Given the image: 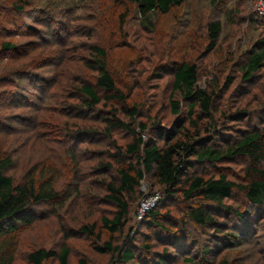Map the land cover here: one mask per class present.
I'll return each mask as SVG.
<instances>
[{
    "label": "rangeland",
    "instance_id": "374dc122",
    "mask_svg": "<svg viewBox=\"0 0 264 264\" xmlns=\"http://www.w3.org/2000/svg\"><path fill=\"white\" fill-rule=\"evenodd\" d=\"M258 9L256 0H221L215 6L204 0H190L167 16H154L148 24L140 20L136 6L126 2L0 0V46L9 42L15 47L13 51L0 50V73L28 72L22 91L0 86V94L10 92L0 99V105L8 106L0 108V116L11 121L7 133L16 135H1L0 139L23 145L17 151L25 147V157L43 155L48 169L68 176L57 186L58 200L41 205L31 226L18 235L11 264H29L30 252L39 248L57 251L62 245L69 248L67 264H79L81 259L87 264H110V255L95 252L81 231L83 226H94L95 233L100 232V217L111 218L116 211L105 197L108 173L92 175L96 163L111 160L105 159L109 142L95 146L96 139L91 145L88 140L77 139L73 121L66 116L67 104L64 109L60 106L83 82L93 85L95 73L83 68L91 49H106L117 84L136 88L134 98L124 106L109 103L98 107L97 118L89 124L91 129L96 123L102 128L100 118H109L107 112L116 107L120 120L136 132L139 125L146 126L143 133L140 131L143 143L163 146L174 135L173 142L193 137L204 140L206 146L219 148L245 132L264 129V61L251 79L244 80L242 74L251 53L264 50V17ZM215 21L220 23L221 33L210 51L206 26ZM174 61L197 66L199 88L211 91L214 84L218 85L212 116L201 114L196 107L195 126L190 123L187 104L172 88L169 63ZM171 102L179 104L177 115L172 112ZM131 106L138 107L133 119L123 111ZM113 139L121 148L133 142L120 130L113 133ZM102 155L99 161L94 159ZM188 161L192 164L189 175H224L236 184H244L243 169L249 164L243 158L214 164H198L193 158ZM71 162L85 165L79 181L72 179ZM133 164L139 169L135 159ZM261 169L264 171V164ZM14 174L21 176L20 165ZM155 196L158 199L151 200ZM126 197L131 212L115 242L134 252L135 259L129 264H264V205L248 204L237 190L223 203L240 214L248 212L246 223L209 204L219 225L204 228L189 217L193 202H187L180 193L165 197L149 175H144L135 193ZM150 212L159 214L152 223L147 222ZM228 233L240 234L241 239L221 240ZM185 248L189 256L184 255ZM204 249L210 253L203 254ZM164 252L169 258L162 262ZM46 264L58 261L52 259Z\"/></svg>",
    "mask_w": 264,
    "mask_h": 264
},
{
    "label": "trees",
    "instance_id": "16d2710c",
    "mask_svg": "<svg viewBox=\"0 0 264 264\" xmlns=\"http://www.w3.org/2000/svg\"><path fill=\"white\" fill-rule=\"evenodd\" d=\"M113 1L135 5L140 20L151 24L154 16H167L172 10L185 7L190 0ZM204 1L215 6L221 0ZM220 33L221 25L218 21L207 24L206 36L210 51L215 47ZM13 49H15L14 45L9 42L2 43L0 46V50L5 52L13 51ZM263 61L264 50L252 52L249 60L242 67L244 80L251 79ZM169 65L173 91L178 93L187 104V114L192 126H195L196 107L199 108L201 114L211 117L218 85L214 84L212 86L214 89L212 88L211 91L199 88L197 86L198 68L194 64L174 61ZM83 68L85 72L95 73L93 85L83 82L84 84L75 88L74 93L65 98L60 106L61 109H64V103L67 104L66 116L73 121L72 125L75 128L73 135L77 139L88 140V145L93 144L96 139L95 146H98L99 143L103 144L105 141L109 142L106 146L108 148L105 159L111 160L96 163V169L92 175L100 176L108 173L104 182L105 197L107 202L116 208V211L111 218L100 217V232L95 233L94 226H83L81 231L88 236L95 252L110 255V264L115 261L118 264H129L135 259L134 252L128 248L123 249V244L116 243L115 237L123 232L131 212V203L126 196L135 193L144 175H149L156 181L165 197H173L174 194L180 193L187 202H193L189 217L201 228L218 224L214 220V213L208 208L209 204L216 209L224 210L229 215L241 218L246 223L248 212L240 214L231 206H225L223 203L231 198L234 190L240 192L248 204L264 205V171L261 169V165L264 164V129L245 132L236 141L225 143L219 148L206 146L204 140L196 141L193 137L186 141L175 140L173 142L176 137L174 135L170 136L163 146H159L151 142L143 143L140 131L143 133L146 126L139 125V132H136L130 124L120 120V111L116 107L107 112L109 118H100V121L103 122L102 128L95 120L96 124L93 123L95 127L91 129L89 124L92 119L97 118L95 114L96 112L98 114V107H105L109 103L110 105L124 106L134 98L136 88L130 86L127 88L126 83L120 86L117 84L109 69L108 53L104 48L93 47L90 59L84 62ZM5 72V74L0 73V80H2L0 86L5 85L8 89L22 91V81L27 79L28 72L26 70ZM98 92H101L104 97H101ZM3 95L9 96L10 92L1 93L0 99L2 100L4 99ZM20 99L22 100L23 97ZM75 101L78 104H74ZM170 105L172 112L177 115L179 113L178 102H171ZM0 108L8 109V106L4 103L0 105ZM123 111L130 119L138 115L136 106L123 109ZM10 123L11 121H6L5 117L0 116V136L15 135L7 133ZM118 130L128 133L133 142L124 145L123 148L117 146L113 139V133ZM19 146L11 141L8 143L5 138L0 139V264L12 263L13 247L18 235L22 230L31 226L41 205L58 200L57 186L62 179L68 178V176L59 175L52 169H48L47 160L41 154L35 157H25L26 148L23 147L17 151ZM103 157L104 155L95 156L94 159L99 161ZM191 158L198 164H214L243 158L249 163L243 169L244 184L229 181L224 175L217 178L189 175L188 171L191 170L192 164L188 160ZM134 159L139 169L133 164ZM70 164L73 181H79L85 174V165H80L77 162ZM19 165L22 174L16 177L14 173ZM140 166L142 171H140ZM207 208L209 210H206ZM158 215L157 212H150L147 215V222L156 221ZM223 230L226 231L227 228ZM220 238L223 241L238 242L241 235L228 233ZM148 248L146 246V249ZM183 252L184 255H190L187 248ZM69 253V248L66 245H62L57 251L39 248L28 254L27 262L29 264H46L50 260L56 259L58 264H67ZM208 253L210 251L204 249L203 254ZM168 258V253L164 252L162 262ZM185 260L189 263L193 262L191 258H185ZM78 263L87 264L83 259ZM157 264L162 263L159 261Z\"/></svg>",
    "mask_w": 264,
    "mask_h": 264
},
{
    "label": "built area",
    "instance_id": "2783aa9c",
    "mask_svg": "<svg viewBox=\"0 0 264 264\" xmlns=\"http://www.w3.org/2000/svg\"><path fill=\"white\" fill-rule=\"evenodd\" d=\"M256 2L259 5V9H258L259 15H261L262 17H264V4H263L262 0H256ZM156 199H158V196H155V197L151 198V200H156ZM143 212H144V208H142L139 211V213H138V218L139 219L143 216Z\"/></svg>",
    "mask_w": 264,
    "mask_h": 264
},
{
    "label": "water",
    "instance_id": "95a60500",
    "mask_svg": "<svg viewBox=\"0 0 264 264\" xmlns=\"http://www.w3.org/2000/svg\"><path fill=\"white\" fill-rule=\"evenodd\" d=\"M263 4H264V0H262Z\"/></svg>",
    "mask_w": 264,
    "mask_h": 264
}]
</instances>
